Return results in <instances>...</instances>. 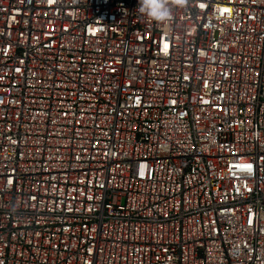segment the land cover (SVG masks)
Returning <instances> with one entry per match:
<instances>
[{
	"label": "built area",
	"instance_id": "2783aa9c",
	"mask_svg": "<svg viewBox=\"0 0 264 264\" xmlns=\"http://www.w3.org/2000/svg\"><path fill=\"white\" fill-rule=\"evenodd\" d=\"M137 9L0 0V264H264V0Z\"/></svg>",
	"mask_w": 264,
	"mask_h": 264
},
{
	"label": "clouds",
	"instance_id": "9594fccd",
	"mask_svg": "<svg viewBox=\"0 0 264 264\" xmlns=\"http://www.w3.org/2000/svg\"><path fill=\"white\" fill-rule=\"evenodd\" d=\"M184 0H138V12L151 21L164 24L172 15L174 6H183Z\"/></svg>",
	"mask_w": 264,
	"mask_h": 264
},
{
	"label": "snow or ice",
	"instance_id": "6c2138e0",
	"mask_svg": "<svg viewBox=\"0 0 264 264\" xmlns=\"http://www.w3.org/2000/svg\"><path fill=\"white\" fill-rule=\"evenodd\" d=\"M224 11H227V9H225ZM244 167H250V165L249 166H244Z\"/></svg>",
	"mask_w": 264,
	"mask_h": 264
}]
</instances>
